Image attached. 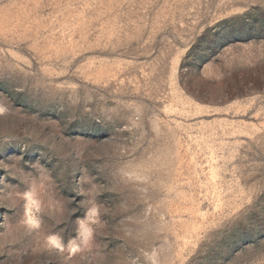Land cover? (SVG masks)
Here are the masks:
<instances>
[{
	"label": "rangeland",
	"instance_id": "rangeland-1",
	"mask_svg": "<svg viewBox=\"0 0 264 264\" xmlns=\"http://www.w3.org/2000/svg\"><path fill=\"white\" fill-rule=\"evenodd\" d=\"M0 264H264V0H0Z\"/></svg>",
	"mask_w": 264,
	"mask_h": 264
},
{
	"label": "clouds",
	"instance_id": "clouds-1",
	"mask_svg": "<svg viewBox=\"0 0 264 264\" xmlns=\"http://www.w3.org/2000/svg\"><path fill=\"white\" fill-rule=\"evenodd\" d=\"M23 198L26 201V210H32L34 212L39 210L40 201L38 199V195L31 187L23 194ZM24 223L32 228L38 227L40 223L39 217L37 215L26 216ZM48 240L51 245L56 247H60L62 244L61 238L56 234L51 235Z\"/></svg>",
	"mask_w": 264,
	"mask_h": 264
}]
</instances>
